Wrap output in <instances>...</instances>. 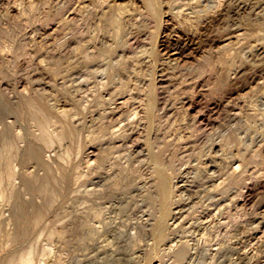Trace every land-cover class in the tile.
Masks as SVG:
<instances>
[{
	"label": "rangeland",
	"instance_id": "obj_1",
	"mask_svg": "<svg viewBox=\"0 0 264 264\" xmlns=\"http://www.w3.org/2000/svg\"><path fill=\"white\" fill-rule=\"evenodd\" d=\"M16 1H20V0H9V1L5 0V2H4V4L7 3L5 5L10 4L9 7L11 10V12H10L11 15H10L9 21H10V23L12 22L11 24L13 26L19 25L17 23L19 20V19H17L18 18L17 17L18 15L16 14L17 12H16V10H13L14 6L20 8L19 2L17 3ZM34 1L37 2V5H34V7L37 6V10H36V7H35V9L33 8L31 10L32 11L31 15L33 17L31 23L34 26H35V24H36V26H38L39 22H38L37 18L43 17L42 15H45L43 13H46L45 9L49 8V6H48L49 3H48V0H46V2L48 3L47 5L44 4L45 0H34ZM79 1H81V0H74V2H76V3ZM214 1L216 3H213ZM255 1L256 0L247 1L249 4L248 8L250 10H252L251 12L249 9H246V10H242L238 14L237 13L234 14L233 16L230 14L229 17L230 16L231 17L229 20V17L227 15L224 14L223 15L224 17H223L220 14L221 13V6H220L221 4L218 2H221V0L220 1L219 0H211L213 5L211 2H209V3H211L210 4L211 9H209L210 11L208 12V14L209 15L212 14L213 16H211V15L208 16V17H210L211 23H209V25L207 27H205V29L202 30V32H204L203 35H206V34L208 35V33L210 32L209 35L216 37L215 38L216 44L214 43L215 45H213V44L212 45H206V46L204 45V47L202 46L203 48L201 47L202 49L198 48V50L196 49V50H192V51L191 50L187 51V53L189 54L187 59L185 60V62L184 61L181 62V64L184 65V63H185L186 65H184V67H183V65H181L183 68L182 67H180V68H182L183 70L188 69L187 71L188 72L191 71L190 73H188L186 70H185L186 73L184 71L182 72L184 74H180L181 72L180 73L178 72L176 77H172L175 80L169 76V74H171V71L165 73L166 77L161 73H158V76H157L158 79H163V81L165 83V84H163V83L159 84V88H160L159 91L164 90V88L168 89V87H170L169 88V90H170L171 88L175 87L174 89L170 90L169 93H168V91L164 92L163 94L165 96L163 94H161L164 97L159 96L162 98V99L160 98V103H159L160 109L162 107H164L165 105L171 106L172 103L179 102L178 100H180L181 98H184L187 103L189 102L188 104H186V108L188 109L189 104L191 105L190 108L187 110V112L189 113L188 116H191L190 118H193L195 116L200 120L201 119H203V121L205 120V122H208L211 120L210 122L212 123V126L214 125L213 126L214 128L212 127V133H214V134H212V136H210L211 140H210V137H209V139L208 138H206V139L210 140V143L213 141L218 143V146H217L218 148H215V150L210 154H208V152L210 151V143H209V141H208V143H206L207 142L206 139L204 140L205 142H202V143H204L205 146L200 143V144H197L198 146L195 145V146H197L196 148H194L195 146L192 147L191 150L190 149H188V150L184 149L185 148V146H184L185 142L183 143V142H179L177 140H176L177 142L174 141L176 139L175 135L176 134L178 135V133L180 132V127L182 126L181 124H183L182 121L179 122L181 120L182 115L181 116L180 115L175 116L176 115L175 111H177L176 109L178 106L175 103V107L172 109L173 113L172 112L168 113V115L170 117L171 116H174V117H171V118L167 117L170 119V120L168 119V122L166 121L167 118L166 119L164 118L165 120L163 121V125L165 123H167V124H165L166 126L164 125V127H163V125H161V127L158 128V130L155 129V130H157L158 133H160V134L162 133L161 135L157 136L158 138L155 136L156 132L155 131L153 132L154 129L150 128V125L148 123H145V124L143 123V125L145 127H143V125L141 124L140 126H137V130H136V128L133 129L134 134H132L131 140L130 139H129L130 141L128 140V143H130V144H128L125 141L126 144H123L121 142L123 145H119L121 143L118 141V142H115L114 144L112 143L114 145V147H113V145H111V143H109V141L106 139L107 135L104 136V134H107L106 132H104V130H100L99 129L100 127L98 125H97V127L94 125H88L85 127L78 128L77 131L75 130L74 133H71L72 137L69 136L70 134L65 136V139H64L65 141L63 140L64 142L62 144L59 145V143H55L56 147L54 145V148L56 150L52 148L49 151H47V155L51 154L53 156V158H50V159L49 158H39L40 157L39 148L42 146L41 145L42 141L40 139L37 140L38 138H34L33 133H36L37 131H36L35 125L32 122L33 119L30 118L31 117V114H29L30 112L27 109H24L20 103H18V105H17L13 101L10 102L9 99L7 100V97H8L7 91L4 90L6 92V94H5V92L0 93V119H3V118L6 119V117L9 116L6 120L15 122V124L13 123V126H11V127L9 126L8 128H6L5 134L3 132V133H0V135L1 134L3 136L7 135L8 137L10 135H12L14 137V136L18 135V133L21 132L22 134H20V136L22 135L21 137L23 139L26 137L24 140L22 138H21V140H19V144L21 146V149L19 151H21V156H20V158H15V160H14V163L17 164V165H14V168L17 167L14 170L16 173L18 172L17 173L18 177L16 178V182L14 181V183H15V185H13L14 187H12V184H14L13 182H12V184L10 183L12 189L10 186H8L9 183L7 184V182H9V181L7 180L6 176L3 180L4 182L0 180V184H1L0 189L2 190V191L0 190V203H2V204H0V214H1L0 217L2 218V219L0 218V264H21V261L28 258L29 256H31V258H32V261H33L32 264H59V263L60 264H103V263L104 264H112V263L114 264L115 262H116L115 264H127V263L128 264H222L221 262L225 259H228L226 261V263L229 261L227 264H231V262H232V264H236V263L240 264V263H238L237 259H235V258L237 257L238 252L245 253V252H242L245 250L252 251V254L254 257L252 255H250L251 257H247L246 260H244L241 264H252V263L253 264H260L262 261H264V246H263L264 245V238H263L264 237V221H263L264 220V187H263L264 186V157H263L264 156V152H263L264 151V145H263V143H264V127H262L264 125V112L262 111L264 109V93H263L264 91H260V90H264V79H263L264 78V75H263L264 74L263 73L264 72V68H263L264 67V62H263L264 54H261L259 51H255V49L257 50V48H256L257 45H259V44L263 45V43H264V14H263L264 13V0H261V1L257 0L256 2ZM25 2H26V0H25ZM27 2H29V0H27ZM138 2H139V4H138ZM176 2H175V0L165 1L166 4H164V7L162 8V10L164 12H166L165 14L162 15L163 19H165V22H164L163 26H160L158 23L159 19L157 18V16L152 14L153 10L146 9L147 7L142 3V0H121L120 1L122 6L123 5H125V6L129 5V7L131 9H135L136 11L141 13V15H140L141 17L139 16L141 19L144 18L142 24L138 25L136 27V29H135L136 31L134 30L136 32L135 34H137V32H138L137 35L140 34V40H141V37L144 36V38L142 37L143 41L141 40V43L138 45L137 50L139 51V53L135 54V56L139 55L140 57H142V59L145 60V58H146V61H148L149 56H150L149 54L151 53V48L155 43H157V41L161 42V40H162L161 43L166 42V44L168 45V43L175 41L182 34V30L185 31L187 29L189 31L191 29L190 31H192V30L195 31L197 27L199 29L201 26H203V23L205 24V20L208 17L206 15H205L206 16L205 17L204 14L207 12H204V10L202 11L203 8H201V7H200L201 9L199 7H196L195 10L197 11V15L200 14V16L202 15L203 18L197 17L198 23L196 22V19H194V21H193L194 23L191 22V24H190V26L193 24L191 27H189L188 24H185L186 29L181 30L180 29L181 24L178 21H176L177 18L171 19L172 12L170 11V8ZM42 3L45 5V7L42 6L43 5ZM4 4H2V6H1L2 9H4L3 7H6ZM34 4H36V3L34 2ZM214 4H218V5H214ZM251 4H252V6H251ZM134 5H135V7H134ZM211 5L214 8H212ZM41 6H42V9H41ZM218 6L220 9L218 8ZM46 7H48V8H46ZM137 7H139L140 10ZM141 7H143L142 10H141ZM215 7H216V9H215ZM231 7L234 9L233 11H235L236 3H232V6H230L229 9H232ZM256 8H257V10H256ZM260 8L262 10H261V14L259 13L260 14L259 15L258 12H260V10H259ZM42 11H45V12L42 13ZM246 12L247 13L249 12L248 15ZM35 13H37V14H35ZM213 13H215V14H213ZM242 13H244V14H242ZM250 13H251V15H250ZM254 13L258 14V15H255ZM33 14L36 15L35 17L37 20L34 19L35 17ZM168 14H170V15H168ZM240 14H242V15L240 16ZM235 15H237V16H235ZM251 16H254V17H251ZM238 17L240 18V20L238 19ZM212 18H213V20H212ZM232 18H235V19H232ZM168 19H170V20L166 22V20H168ZM217 19H218V21H217ZM224 19H225V21H224ZM16 20H17V22H15ZM108 20H109V23L107 24L106 22H108ZM147 20H148V22H151V21L152 22L149 24L147 22ZM257 20H259V21H257ZM139 21H140V19H139ZM229 21H231V22H229ZM238 21H240L239 22L240 24L237 23ZM106 22H105L106 26L109 25V27L106 28L107 31L111 30L110 31L111 33L114 32V30H115L114 24L112 23V21L108 17L106 19ZM145 22H147L149 25ZM225 22L227 25L225 24ZM169 23H171V24H169ZM228 23H229V26H228ZM259 23H261V24H259ZM151 24H152V26H151ZM167 24H168V26H167ZM173 24H174V26H176L175 28H174ZM175 24H177V25H175ZM194 24H196V25H194ZM223 24L225 25V27L226 26L228 27L229 31H228V29L225 30V27ZM240 25H242V27ZM7 26L5 25L3 27H5L6 30H8ZM30 26L31 25L29 24V29L27 28L28 31H31ZM195 26H197V27H195ZM209 26H211V27L209 28ZM48 27H50V28L41 29V31H42L41 33L45 34V35L44 34L43 35H44V37H47L46 38L47 42H48L47 44H50L52 41H54V38H56L54 36H57V34H55L56 33V30H55L56 24L51 23ZM139 27H141V29ZM221 27H223V28H221ZM236 27H237V29H235ZM138 28L140 29V31ZM208 28L211 31H209ZM154 29H156V30H154ZM173 29H174V33H172ZM200 29H202V28H200ZM242 29H244L243 30L244 33H242L243 37L241 36L242 34L240 33V32H242V31H240ZM160 31L163 35L160 34ZM194 31H192V32H194ZM24 32L25 31L21 30V32L19 33L20 35L17 34L18 39H15V41H14L13 39L17 38L15 34H14V36H13L14 38H13L10 36V35H12V34H10V31H6V34H8V35H5V32L3 31L0 34L4 33L3 34L4 36L3 35L0 36V39H2L1 37H3L2 41H4V39L10 38L11 40H13V41L10 40L12 42V43L10 42V45L11 44L13 45L12 49L17 51V52H20L21 51V48H20L21 45L19 44V42H20L19 38L21 37V33L24 34ZM140 32L141 33L143 32V33L141 34ZM164 32H166V33H164ZM236 32H237L238 36L237 35L235 36ZM231 33H232V36H231ZM244 34H245V36H244ZM219 36L222 37V39ZM234 36L237 39H239V38L240 39L237 41ZM229 39L231 42L229 41ZM234 39H235V41H234ZM225 41H227V44L229 45L230 48L227 47L228 45L226 44ZM228 41L230 43H228ZM223 42H225V44ZM254 42H257V43H254ZM221 44L222 45L224 44L225 46L227 45L226 48L224 46L223 49L226 50L227 48H229L230 50L229 49L226 51L224 50L225 51L224 52L223 50H221L223 47ZM220 46H221V49H220ZM246 47L248 48L247 51L245 49ZM217 48H218V50L220 49L219 51H222V52H219L218 50H216ZM210 50H212V51H210ZM208 52L213 53V54L210 53L211 54L210 56L213 57V59H211L212 57L210 58V60H211L210 62H207V60L205 58V57H207L206 54H209ZM65 53H66V51H64V53H62V56L58 57L60 59L55 58L56 61L53 64L55 67L52 65V68H54V69L56 68L59 70L60 68L63 69L66 66L65 63H67L66 60H68L67 59L68 56L64 55ZM112 53H113V50H112ZM237 53H238V55H237ZM256 53H258V54H256ZM144 54H146L145 56H147V57H145ZM213 55H215V56H213ZM225 55L227 57L228 56L229 57L226 58ZM233 55H234V57H233ZM63 56H64V58H63ZM261 57H263V59ZM259 58H261L260 60H262V61H259ZM17 59L16 60L14 59L15 61L11 60L12 62L10 61V63L8 62L7 64L5 62V64L3 65V73H6L3 75L7 79L11 78L10 73H12V72L10 70H12V68L14 66L13 63L14 62L18 63L20 60H22V58H17ZM219 60H221V61H219ZM258 61L260 62V64ZM242 62L244 63L243 65H242ZM256 62H258V63H256ZM261 62H262V64H261ZM220 64H221V66H220ZM239 64H240V66H239ZM257 64H259V65H257ZM218 65L220 67H218ZM59 66H61V67H59ZM236 66L237 67L239 66L240 69L237 68ZM9 67H11V68H9ZM215 67H216V69H215ZM242 67H244V68H242ZM256 67H257V69H256ZM225 68H228V69H225ZM144 69L146 71H144ZM244 69H246V70H244ZM252 69H256L257 72L256 71L254 72V70H252ZM225 70H227V71H225ZM234 70H236V71L238 70L239 72L238 71L236 72ZM261 70H262V72H260ZM143 71L146 73L144 74ZM240 71L243 72V73L241 72V75H239ZM252 72H254L255 74H252ZM141 73H142V77H143L142 81L144 82V80H145L144 85L147 86V87H145L146 89L143 86V89L145 91L146 90L147 91L146 92L142 91L141 97L139 96V98H141V99L144 98L143 103H147V104L152 103L154 101V98L152 96L153 94L150 93V88H149L150 85H153V80H154L152 77V72L150 69L148 70L146 68V66H144ZM247 73L250 75H248ZM143 74H144V76H143ZM186 74H188V75H186ZM159 75L164 77V78L159 77ZM181 75L182 76L185 75V76L182 77ZM238 75L240 76L241 79L239 78ZM247 75H248V78H247ZM251 76H256V78L258 77L259 79H255V81H254L253 79H251ZM227 77L230 79H227ZM234 77H235V80H234ZM243 77L245 78V80ZM169 80L170 81L173 80V81L170 82ZM246 80L250 84L249 83L247 84ZM249 80L250 81L253 80V81L250 82ZM168 81H169V84H168ZM261 82L263 83L262 86H261V84H259ZM166 83L168 85H166ZM171 83H173V86L170 85ZM195 84H197V85H195ZM245 84H247V85L245 86ZM142 85L143 84H141V86ZM164 85H165V87H164ZM178 85L181 86L180 87L181 89H179ZM242 85H244V86H242ZM176 86H177V88H176ZM22 87H23V85H22ZM162 87H164V88L162 89ZM191 91H193V92H191ZM225 91H226V93H224ZM59 92H60V94H58ZM174 92H176V93L174 94ZM190 92L192 93V96L190 95L191 94ZM52 94H55L53 96H55V97L57 96L56 98L59 97L58 99H60V100L57 103L63 104L65 102L66 97H64L65 91L63 89H56V91L54 90L52 92ZM171 94L173 96L177 95V97L174 96L177 99V101L173 100L172 97H170V96H172ZM184 94H186V95L189 94V95L185 96ZM225 95H227L226 100H228V99L229 100L228 101L225 100V102L222 103L223 105L215 106V104H212L215 100H218L219 98H221ZM55 97H54V99H56ZM125 97L127 98V95H125ZM231 97H232V99H231ZM165 98L168 100H166ZM211 98H213V101ZM5 99H6V101H5ZM58 99H56V100L58 101ZM61 99H62V101H61ZM63 99H65V100H63ZM124 99L125 98L119 99L118 103L122 102ZM169 100L175 101V102H170ZM238 104H239V106H237ZM229 105H231V106H229ZM247 105H249V106H247ZM221 106H223V107H221ZM229 107H231L230 109L234 108V111H235V109L237 111L240 110L239 112L241 114H245L243 116L241 115V117H240V119H242V121L239 120V122H236V124H235V122H233V124L227 122V116H225V115H228V113H229L228 108ZM240 107H241V109H239ZM245 107H247V108H245ZM221 109H222V111H221ZM243 109L244 110L247 109V110L243 111ZM209 110H210V113H209ZM212 110H214V111H212ZM241 110L243 113L241 112ZM211 111H212V115H211ZM213 112H215V113H213ZM220 112H223V114H221ZM209 114L212 117H210ZM142 115H143V113H142ZM172 118H173V120H172ZM15 119H17V120H15ZM62 120L65 122L67 121L66 119H62ZM169 122H170V124H172V123L173 124L170 125ZM178 122H179V124H177ZM262 123H263V125H262ZM256 124L257 125L261 124V125L257 126ZM30 125H32V126H30ZM167 125H169V126H167ZM177 125L178 126L180 125V126L178 127ZM174 126H176V127H174ZM18 127H20L21 130ZM32 127H33V129H31ZM90 127H92V128H90ZM173 128H175L174 131H173ZM176 128L178 129V131H175V130H177ZM182 129H183V127H181V131H183ZM14 130L15 131L17 130V132L19 130V132L17 133ZM166 130H167V133H166ZM247 130H250V131H247ZM159 131H161V132H159ZM174 132H175V134H174ZM8 134H10V135H8ZM3 136L0 137V153H1L2 149H4V143H3L4 137ZM12 136H11V138H12ZM93 136H95L94 140H93V138L90 139V137H93ZM138 137H139V139H138ZM78 138H80V139H78ZM95 138H97V139H95ZM28 139H30V140H28ZM219 139H221V141H219ZM80 140L83 142H81ZM133 140H135V141H133ZM21 141L23 142L24 145L21 143ZM104 143L108 146H106ZM65 144H67V146H65ZM115 144H117L116 145V146H118L117 148H116ZM127 144H128V146H127ZM135 144H137L136 148L139 151V154L135 153L132 156L133 158H127V156L124 155L125 152H127V151L130 152L129 150L132 148V146L134 147ZM178 144L180 147L178 146ZM78 145H80V146H78ZM206 145H209V147ZM60 146L62 148H60ZM168 146H170V147H168ZM174 146H176V147H174ZM221 146L222 147L225 146V147L222 148ZM259 146L260 147L262 146L261 147L262 149ZM63 147L66 150H64ZM66 147H68V148H66ZM79 147H80V153L78 154L77 149H79ZM111 148H113V149H111ZM202 148H204V149H202ZM259 148L261 151L259 150ZM67 149L69 152L71 151L70 152L71 157H69L67 155V153H68V152H66ZM101 149L106 150V151L103 152ZM173 149H174V151H173ZM193 149H194V151H193ZM107 150L109 153L107 152ZM258 150L261 153H259ZM53 151L55 152L54 154H53ZM112 151H113V153H112ZM59 152H61L60 153L61 155L59 154ZM199 152H201V153H199ZM206 152H207V155H206ZM77 154H78V156H76ZM87 154H90V155L88 156ZM149 154H151V155H149ZM173 154H175V155H173ZM204 154H205V157H204ZM222 154H224V155H222ZM47 155H46V157H47ZM123 155L125 158L122 157ZM198 155H200V157ZM2 156L4 158H1ZM34 156H37V157L34 158ZM58 156H59V158H58ZM66 156H68L70 158L71 162L69 161L68 157H66ZM185 156H187V157H185ZM228 156L229 157L231 156V157L227 159L226 157H228ZM98 157H99V159H98ZM180 157H182V158H180ZM146 158H147V160H146ZM183 158H184V160H181ZM214 158L217 160H215ZM46 159L49 161V163L47 165L48 167L46 166V164L44 162ZM165 159L167 161H165ZM6 160L8 162V159L5 158V155L3 152L2 155L0 156V169L1 170L3 169L2 171L7 170V168H8V166L7 167L5 166V164L6 165L8 164L7 162L5 163ZM106 160H107V162H106ZM202 160H205V161L203 162ZM120 161H122V162H120ZM201 162H202V164H200ZM211 162H213V163H211ZM228 162H230V163H228ZM237 162L240 163L241 165L243 164V166H240V168L238 169L239 172L234 171V168H233V167L240 165ZM79 163H81V164H79ZM203 164L206 166H204ZM220 164H223V165H220ZM100 165H101V167H100ZM155 165L164 167L167 170V176H163L164 175L163 172L159 171L158 167ZM207 166H210L212 168L211 171L215 172V176L219 175L218 177L216 176L217 178H214L213 181H209V179H208V175L211 171L209 173H206L203 171V169H206ZM20 167H21V169H20ZM27 167H30L31 170L32 169H34L35 171L37 170L36 172H39V173H35L34 170H32V172H31V170H29L30 168L28 169ZM200 167L202 168V170H200L201 169ZM222 167H224V168H222ZM24 168H25V170H24ZM94 168L96 169V171ZM136 168H137V170H136ZM140 168H141V170H140ZM144 168L147 170V172ZM220 168L223 169L224 172ZM253 168H254V170H253ZM240 169H242V170H240ZM193 170H195V171L193 172ZM216 170L218 172H220V174L219 173L217 174ZM25 171L26 172L28 171L29 173L30 172L33 173L36 176L35 177L36 180L34 179V175L32 177V174H30V176L32 177L31 178L30 176H27L29 173L27 172L28 173L27 174ZM89 171H91V172H89ZM110 171H112V172H110ZM84 172H86V173L84 174ZM235 172L239 175H236ZM74 173H77V174H74ZM78 173H80V174H78ZM127 173H129V175ZM199 173H201V174H199ZM228 173H231L232 176H231V174H228ZM25 174H27V175H25ZM89 174H91V175H89ZM198 174H199V177H198ZM80 175H81V178H80ZM85 175L87 176V178L85 177ZM116 175L119 178H117ZM43 176L44 177L46 176V177L44 178ZM77 176H78L79 180L77 179ZM194 176L196 178H193ZM248 176H250V177H248ZM181 177L182 178L184 177V180H186L185 182L188 185L187 186L188 189H189V187L191 188L190 191H192V192H190L189 190L186 191V192H190V194L186 193V192L178 191L177 188H175V186H174L175 182L174 181H180V179L182 180ZM54 178H55V180H53ZM107 178H108V182H107ZM190 178H192V180H194V179L197 180V181L194 180L196 183L194 181H192ZM199 179L202 182L199 181ZM224 179H225V181H224ZM109 180H111V181H109ZM129 180H131V181H129ZM171 180L172 181L174 180L173 183H171ZM190 180L192 181V183ZM5 181H7L6 184H5ZM118 182H119V184H117ZM129 182H132V183H129ZM240 182H241V185H240ZM45 183L47 184L49 191H41L39 189V186H41V184H45ZM90 183H91V185H90ZM193 183H195V184H193ZM94 184H96V185H94ZM116 184L118 187H116ZM131 184L133 187L131 186ZM142 184H143V186H141ZM145 184H147V185H145ZM197 184H199L200 186ZM210 184H211V188L209 186ZM215 184L217 186V187L215 186L217 189L214 187ZM171 185L173 186V189H174L173 190L174 204L172 205V207L176 208L177 204L179 202L183 203V204H185V203L187 204V207H186L187 209L184 212V216L185 215L186 216H185L184 220L181 221V224H179L175 228H174V226L172 227V225H171L172 219H170V221H168V222H166V220L164 222L161 220L162 218L169 219L172 217L167 212V206H166L167 205V200H166L167 194H165L166 189H168V187H170ZM193 185H194V187H195V185L197 187H195L193 189L192 188ZM81 186H82V188H81ZM205 186L207 188H205ZM88 187H90V188H88ZM110 187H113V188L110 189ZM124 187H125V189H124ZM141 187L143 189H141ZM233 187H234V189H233ZM92 188L94 189L93 190L94 192L92 191ZM117 188H118V190H117ZM51 189H52V191H50ZM89 189H91L90 190L91 192L89 191ZM201 189H202V191H201ZM3 190H4V192H3ZM96 190H98V192ZM149 190H151V191H149ZM81 191H82V193H81ZM194 191H195V193H194ZM10 192H11V194H10ZM85 192L88 194H86ZM94 193H96L97 195ZM113 193L116 195H114ZM132 193L134 196L131 195ZM1 194H3V195H1ZM122 194L124 195V197ZM179 194L182 196L184 195V196L182 197ZM239 194H240V196H238ZM12 195H13V197H12ZM117 196H118V198H117ZM192 196H193V199L190 198ZM1 197L3 200L1 199ZM9 197H12V198H9ZM105 197H107V198H105ZM126 197H128V198L126 199ZM188 197H189V200L190 199L193 200V202L191 204L197 203L194 207H193L194 204L188 205L189 200H186ZM201 197H202V199H201ZM76 198L78 200H76ZM123 198H124V200H123ZM79 200L80 201L82 200V201L80 202ZM217 200H220V202H225V203L230 202L229 204L231 207L225 215L226 218H223V219L219 218V221L215 220V222H218L221 224L224 223L222 227L219 228L217 226L218 223L216 224L213 220L209 223V225H205V232L209 231V233H211V234H208L205 236V237L209 238V239L207 238V241H205L207 244V248L210 249V251H213L215 248H217L219 246V244L221 242L225 241V243L227 245L232 244L231 246H233V247L235 246L236 251L233 250V248L228 247V249H226L224 252L221 253V255L223 254L222 256H217V259H213L212 256L206 255L205 260H204V258H201V257H203L202 256L203 253L201 251H193L192 250L189 253L190 256L187 255L186 252H182V253L174 252L171 246L172 245H173V247L175 246V243H174L175 241H171V239H180V237H182V236H183V239H186V236H188L189 240H190L191 239L190 233H191V230H193V228L191 227L192 228L191 229L189 227L191 225H193V227L195 225V228H196V226H197V228L203 227V226H201L200 221H199V220H201L199 218L200 213L202 212V210L204 211V208L205 209L207 208L208 204L214 203ZM83 201H85V202H83ZM88 201H89V203H86ZM122 201L124 202V204ZM197 201H200V203H198ZM125 202H126V204H125ZM47 203L50 205H48ZM74 203H76V205ZM94 204H97V205H94ZM136 204H137V207H136ZM122 206H124V207H122ZM88 207H89V210H88ZM91 207H93V209ZM83 208H85V209H83ZM98 208H100V209H98ZM80 209H81V211H80ZM130 209H131V211H130ZM251 209H253V211ZM86 210H87V212H86ZM99 210H101L102 212ZM175 210H173V214H174ZM127 211H128V213H127ZM251 211H252V213H251ZM2 212H5L4 215ZM39 212L41 214H39ZM94 212L95 213L97 212V213L95 214ZM118 213H119V215H118ZM57 214L58 215L61 214V215L57 216ZM114 216H116L115 219H114ZM88 217L91 220L90 219L88 220ZM98 217L101 218L100 221H99ZM7 218L8 219L10 218L9 219L10 221ZM234 218H235V220H234ZM49 219L52 221H49ZM103 219H105V220H103ZM120 219H121V221H120ZM256 219H257V221H256ZM68 220H70V221H68ZM145 220H147V221L145 222ZM222 220H225V222H223ZM259 220H260V222H259ZM8 221H9V223H7ZM66 221H68V222H66ZM124 221H126V222H124ZM111 222H114V223H111ZM198 222H199V224H198ZM6 223L8 225H6ZM98 223H100L101 226ZM56 225H58V227ZM63 225H65V226H63ZM73 226H75V227H73ZM212 226H214V227H212ZM59 228H60V230H59ZM75 228H76V230H75ZM81 228L83 229V231ZM236 228L239 231H237ZM85 229L89 232H86ZM219 229H220V231H219ZM55 230L58 232V234L55 233L56 232ZM111 230H114V231H111ZM223 230H224V233L223 232L221 233V231H223ZM8 232H10V234ZM103 232L106 235H104ZM113 232H115V233H113ZM117 232H118V234H117ZM131 232L134 234H132ZM145 232H148V233H145ZM135 234H137V235H135ZM52 236L55 239H53ZM72 236H74V237H72ZM83 237L85 239H83ZM136 237H137V239H136ZM258 237L260 239L262 238V240L257 239ZM98 238H99V240H98ZM72 239H74V240H72ZM79 239H80V241H78ZM140 239H141V241H140ZM228 239H229V241H228ZM75 240H77V241H75ZM89 241H91V242H89ZM102 241H103V243H102ZM104 241H105V243H104ZM109 241H110V243H108ZM135 241H136V243H135ZM260 241H263V243L260 244L259 243ZM83 243H85V244H83ZM110 244H112V246ZM216 244H217V246H216ZM236 245H238L237 248H236ZM132 246H134L135 249ZM114 247H115V249H114ZM98 249H100V250H98ZM191 254H192V256H191ZM200 254H201V257H199ZM224 255L227 257H224ZM220 258H221V260H220ZM101 259H103V260H101ZM202 259H203V261H202ZM206 259H208V260L206 261ZM61 260H62V262H61ZM233 260H235V261L233 262Z\"/></svg>",
	"mask_w": 264,
	"mask_h": 264
},
{
	"label": "bare ground",
	"instance_id": "obj_2",
	"mask_svg": "<svg viewBox=\"0 0 264 264\" xmlns=\"http://www.w3.org/2000/svg\"><path fill=\"white\" fill-rule=\"evenodd\" d=\"M9 1V0H7ZM121 0H81L79 2H74V0H48V3L46 2L45 0V3L44 4H48L49 8L48 9H45V5L43 4L42 6H44L43 8L46 10V13H43L45 11H42L43 14L45 15H42L43 17H40V18H37L38 19V22H39V25L35 26L32 25V9L36 7V10H37V6L34 7V5H37V2L34 1V0H29V2H25V0H20V1H16L17 3L19 2V6L20 8L18 7H13V10H16V14L18 15L17 20L15 22H17L19 25L17 26H13L9 19H10V7L9 5H5L7 3L4 4L5 0H0V33H2L3 31L5 32V35H8L6 34V31H10V35L11 37L14 36V34L16 35L17 37V34H19L21 32V30L25 31L24 34L21 33V37L19 38L20 39V42L19 44L21 45V51L20 52H17L15 50L12 49V44L10 45V42L11 41H15V39H18L17 38H14L13 40H11L10 38H6L7 39H4L3 40V37H1L2 39H0V93L2 92H5L7 91L8 93V97H7V100L9 99V101H13L15 104L18 105V103H20L24 109H27L31 114V119L33 124L35 125L36 127V133H33L34 134V138H38L37 140H41L42 141V146L39 148L40 150V157L39 158H53V156L50 154V155H47V151H49L50 149H55L54 148V145L55 143H59L62 144L65 140V136L69 135L72 137L71 133H74V131L80 127H85V126H88V125H94L97 127V125L100 127H98L100 130H104V132H106L107 134H104L107 135V140L109 141V143H111V145H113L115 142H122L123 144H126V142L128 143V140L130 139L131 140V136L132 134H134L133 132V129L136 128L137 130V126H140L141 124L143 125V123H148L150 125V128L154 129L153 132L155 131L156 134L155 136L157 137L158 135H161L160 133L157 132L158 128L161 127V125H163V121L167 118V117H170L168 115V113L172 112V109L175 107V103L178 105L177 106V111H175V116H181V120L179 122L182 121L183 124H181L183 127V131H181V127H180V132L178 133V135L176 136L175 135V140L174 141H179V142H185L184 146H185V150H188L192 147H194L195 145L197 144H203L202 142H205L204 140L206 138L209 139L210 136H212V123L210 121L208 122H205V120L203 121V119H198L197 117H193V118H190L191 116H188L189 113L187 112V110L190 108V104H189V107L188 109L186 108V104H188L186 102V100L184 98H181L180 100H178L179 102H175V101H171L169 100L170 102H175V103H172L171 106H164L162 107L161 109L159 108V103H160V98L159 96H162L161 94H163L164 92H167L169 93L170 90L174 89V88H171L169 90L170 87L167 88H164L162 87V89L164 88V90L162 91H159V84L164 83L163 79H158V73H161L165 76V73L166 72H169L171 71V74H169V76L172 78V77H176L178 72L180 74H184L182 73L183 71L185 72V70H183L182 68L184 67V65H186L184 63L181 64V62H185V60L187 59L188 57V53L187 51H192V50H198V48H201L202 46L204 47V45H215V41H216V37H213L212 35H209L210 32L208 33V35H203L204 32H202V30L205 29V27H207L209 25V23H211L210 21V17L208 16H213L212 14H208V12L210 11L209 9L210 8V4L212 3L211 0H175V4H173V6H171L170 8V11L172 12V16H171V19H174V18H177L176 21H178L180 24H181V30L182 29H186V25L185 24H188L189 27L191 22L194 23V19H196V22L198 23L197 21V17H202V15L200 16V14L197 15V11L195 10L196 7H201L203 8L202 11L204 10V12H207L204 14V16L206 15L208 18H206L205 20V24L203 23V26H201L200 28L202 29H198L197 27L196 30H192V31H188L187 29L185 31L182 30V34L175 40V41H172L170 43H168V45L165 43H161L159 41H157V43H153L154 45L152 46L151 48V53L149 54V59L148 61H146V58L145 60L142 59V57H140L139 55L135 56V54L139 53V51L137 50L138 49V45L141 43V40H142V37L144 38V36L141 37V40H140V34H135L136 32V27L138 25H141L142 22H143V19H141L140 15L141 13L136 11L135 9H131L129 7V5H123L120 3ZM165 1H171V0H142V3L147 7L146 9H150V10H153L152 11V14L157 16V18L159 19V25L160 26H163L164 25V22H165V19H163L162 15L165 14L166 12H164L162 10V8L164 7V4ZM220 1V0H219ZM249 0H221V2H218L220 3L221 5V15L223 16L224 14L227 15L229 17V15L231 14L232 16L234 14H238L239 12H241L242 10H246V9H249V4L248 2ZM257 1V0H256ZM255 1V2H256ZM261 1V0H260ZM34 2L36 4H34ZM44 2V1H43ZM211 2V3H209ZM29 3V4H28ZM213 3H216L215 1ZM212 3V5H213ZM232 3H236V9L235 11H233L234 9H229L230 6H232ZM2 4H4L6 7H3L4 9H2ZM139 4V2H138ZM169 4V3H168ZM254 4V3H253ZM12 5V4H11ZM40 5V4H39ZM172 5V4H171ZM211 5V7H212ZM214 5H218V4H214ZM255 5V4H254ZM42 6H41V9H42ZM128 6V7H127ZM132 6V5H131ZM139 6V5H138ZM141 6V5H140ZM252 6V4H251ZM256 6V5H255ZM135 7V5H134ZM254 7V6H253ZM257 7V6H256ZM139 8V7H137ZM143 7H141V10H142ZM159 8V9H158ZM161 8V9H160ZM166 8V7H165ZM200 8V9H201ZM214 8V7H212ZM219 8V6H218ZM217 8V9H218ZM177 9V10H176ZM216 9V7H215ZM220 9V8H219ZM35 10V11H36ZM140 10V8H139ZM250 10V9H249ZM248 10V11H249ZM255 10V9H254ZM257 10V8H256ZM260 12H258V14L260 13L261 14V8L259 9ZM34 11V10H33ZM252 10H250L251 12ZM213 12V11H212ZM215 12V11H214ZM145 13V12H144ZM219 13V12H218ZM233 13V14H232ZM247 13V12H246ZM245 13V14H246ZM249 13V12H248ZM247 13V15H248ZM253 13V12H252ZM257 13V12H256ZM37 14V13H35ZM39 14V13H38ZM215 14V13H213ZM244 14V13H242ZM240 14V16L242 15ZM255 14V13H254ZM253 14V15H254ZM258 14H255V15H258ZM259 14V15H260ZM264 14V13H263ZM34 15V14H33ZM143 15V14H142ZM145 15V14H144ZM147 15V14H146ZM170 15V14H168ZM197 15V16H196ZM251 15V13H250ZM249 15V16H250ZM36 15H34L35 17ZM140 16V17H139ZM205 16V17H206ZM237 16V15H235ZM107 17L112 21V23L114 24V32H110V31H107L106 28L109 27L106 26L105 22H106V19ZM224 17V16H223ZM222 17V18H223ZM231 17V16H230ZM230 17H229V20H230ZM251 17H254V16H251ZM250 17V18H251ZM203 18V17H202ZM226 18V17H225ZM261 18V17H260ZM36 19V17L34 18ZM36 19V20H37ZM140 19V21H139ZM232 19H235V18H232ZM237 19V18H236ZM238 19L240 20V18L238 17ZM248 19V18H247ZM252 19V18H251ZM255 19V18H254ZM253 19V20H254ZM258 19V18H257ZM262 19V18H261ZM146 20V19H145ZM170 19L166 20L169 21ZM213 20V18H212ZM216 20V19H215ZM221 20V19H220ZM223 20V19H222ZM227 20V19H226ZM256 20V19H255ZM201 21V20H200ZM218 21V19H217ZM225 21V19H224ZM228 21V20H227ZM226 21V22H227ZM237 21V20H236ZM252 21V20H251ZM259 21V20H257ZM37 22V21H36ZM35 22V23H36ZM148 22V20H147ZM145 22V23H147ZM152 22V21H151ZM151 22H148L149 24ZM195 22V23H196ZM203 22V21H202ZM214 22V21H213ZM212 22V23H213ZM221 22V21H220ZM225 22V24H226ZM231 22V21H229ZM233 22V21H232ZM240 21H238L237 23H239ZM256 22V21H255ZM51 23L53 24H56V33L57 36H54L56 38H54V41H52L50 44H47V37H44V33H41V29H45V28H50L48 27ZM107 24L109 23V20L108 22H106ZM147 23V24H148ZM173 23V22H172ZM183 23V24H182ZM219 23V22H218ZM29 24L31 25L30 26V30L31 31H28L29 29ZM38 24V23H37ZM148 24V25H149ZM166 24V23H165ZM171 24V23H169ZM201 24V23H200ZM214 24V23H213ZM220 24V23H219ZM232 24V23H231ZM240 24V23H239ZM238 24V25H239ZM261 24V23H259ZM263 24V23H262ZM7 26V29L3 26ZM177 25V24H175ZM179 25V24H178ZM196 25V24H194ZM198 25V24H197ZM202 25V24H201ZM211 25V24H210ZM224 25V24H223ZM222 25V26H223ZM227 25V24H226ZM152 26V24H151ZM168 26V24H167ZM174 26V24H173ZM187 26V27H188ZM212 26V25H211ZM209 26V28L211 27ZM228 26H229V23H228ZM242 27V25H240ZM10 27V28H9ZM176 26H174L175 28ZM194 27V26H193ZM225 27V25H224ZM227 27V26H226ZM225 27V30L228 29V27L226 28ZM232 27V26H231ZM28 28V29H27ZM52 28V27H51ZM141 29V27H139ZM138 28V29H139ZM163 28V27H162ZM165 28V27H164ZM170 28V27H169ZM208 28V30H209ZM223 28V27H221ZM233 28V27H232ZM5 29V30H4ZM137 29V30H138ZM139 29V31H140ZM151 29V28H150ZM189 29V28H188ZM195 29V28H194ZM234 29V28H233ZM237 29V27L235 28ZM54 30V31H55ZM135 30V31H134ZM156 30V29H154ZM244 29L240 30L242 32H240L241 34L244 33L243 32ZM163 31V30H162ZM211 31V30H209ZM224 31V30H223ZM229 31V29H228ZM144 32V31H143ZM142 32V33H143ZM207 32V31H206ZM205 32V33H206ZM214 32V31H213ZM216 32V31H215ZM233 32V31H232ZM235 32V31H234ZM9 33V32H8ZM141 33V32H140ZM141 33V34H142ZM166 33V32H164ZM174 33V29H173V32ZM171 33V34H172ZM230 33V32H229ZM239 33V34H240ZM4 34V33H3ZM3 34H0V36H2ZM44 34V35H43ZM54 34V35H55ZM145 34V33H144ZM160 34L161 31H160ZM20 35V34H19ZM146 35V34H145ZM148 35V34H147ZM163 35V34H162ZM165 35V34H164ZM170 35V34H169ZM214 35V34H213ZM225 35V34H224ZM223 35V36H224ZM229 35V34H228ZM227 35V36H228ZM238 36L237 32L235 34V36ZM4 36V35H3ZM9 36V37H10ZM153 36V35H152ZM151 36V37H152ZM173 36V35H172ZM231 36H232V33H231ZM234 36V37H235ZM243 37V34L241 35ZM240 36V37H241ZM245 36V34H244ZM170 37V36H169ZM220 37V36H219ZM218 37V38H219ZM263 37V36H262ZM150 38V37H149ZM222 39V37H220ZM219 38V39H220ZM232 38V37H231ZM236 38V37H235ZM239 38V37H238ZM164 39V38H163ZM169 39V38H168ZM227 39V38H226ZM240 39V38H239ZM239 39L236 38V40L238 41ZM11 40V41H10ZM143 41V40H142ZM151 41V40H150ZM164 41V40H163ZM230 41V39H229ZM228 41V43H230ZM233 41V40H232ZM235 41V39H234ZM226 44H227V41H225ZM225 42H223L225 44ZM12 43V42H11ZM215 43V44H214ZM222 43V42H221ZM234 43V42H233ZM251 43V42H250ZM254 43H257V42H254ZM263 43V42H262ZM219 44V43H218ZM222 45V49H221V46H220V49L221 50H225L223 49L225 45ZM232 44V43H231ZM230 44V45H231ZM237 44V43H236ZM235 44V45H236ZM253 44V43H252ZM17 45V44H16ZM228 45V44H227ZM226 45V46H227ZM238 45V44H237ZM264 45V43H263ZM263 45H257V50L255 49V51H259L261 54H264V46ZM225 46V48H226ZM251 46V45H250ZM19 47V46H18ZM24 47V48H23ZM202 47V48H203ZM209 47V46H208ZM229 47V45L227 46ZM232 47V46H231ZM254 47V46H253ZM201 48V49H202ZM206 48V47H205ZM210 48V47H209ZM219 48V47H218ZM218 48L216 50H218ZM230 48V47H229ZM229 48H227L226 50H228ZM207 49V48H206ZM212 49V48H211ZM219 49V50H220ZM232 49V48H231ZM244 49V48H243ZM246 51H247V47L245 48ZM112 50H113V53H112ZM205 50V49H204ZM218 50V51H219ZM225 50V51H226ZM230 50V49H229ZM253 50V49H252ZM64 51H66V53L64 55H67V59L65 63V67L63 69H54L52 68V65L55 63V58H58L60 56H62V53H64ZM212 51V50H210ZM214 51V50H213ZM224 51V52H225ZM245 51V50H244ZM111 52V53H110ZM206 52V51H205ZM216 52V51H215ZM214 52V53H215ZM219 52H222V51H219ZM223 52V53H224ZM253 52V51H252ZM194 53V52H193ZM209 54H206L207 57L206 60L207 62H210V58L212 56H210L212 52H208ZM251 53V52H250ZM132 54V55H131ZM143 54V53H142ZM213 54V53H212ZM217 54V53H216ZM215 54V55H216ZM219 54V53H218ZM227 54V53H226ZM253 54V53H252ZM255 54V53H254ZM258 54V53H256ZM146 54H144L145 56ZM213 55V56H215ZM235 55V54H234ZM233 55V57H234ZM238 55V53H237ZM260 55V54H259ZM191 56V55H190ZM217 56V55H216ZM226 56V55H225ZM236 56V55H235ZM244 56V55H243ZM22 58V60H20L18 63H13L14 66L12 68V70H10L12 73H10V76L11 78L10 79H7L3 74H6V73H3V65L6 64L11 60H16L17 58ZM147 57V56H145ZM218 57V56H217ZM229 57V56H228ZM226 56V58H228ZM255 57V56H254ZM64 58V56H63ZM62 58V59H63ZM66 58V57H65ZM220 58V57H219ZM263 59V57H261ZM261 58H259V61H262L260 60ZM60 59V58H58ZM213 59V57L211 58ZM14 60V61H15ZM18 60V59H17ZM61 61V60H60ZM221 61V60H219ZM258 61V62H259ZM12 62V61H11ZM228 62V61H227ZM236 62V61H235ZM256 62V63H258ZM264 62V60H263ZM63 63V62H62ZM231 63V62H230ZM234 63V62H233ZM219 64V63H218ZM244 63L242 62V65ZM260 64V62H259ZM257 64V65H259ZM262 64V62H261ZM63 65V64H62ZM61 65V66H62ZM183 65V67L181 66ZM252 65V64H251ZM10 66V65H9ZM54 66V65H53ZM59 66V67H61ZM144 66H146V68L149 70H151L152 72V77H153V85H150V93L153 94V98H154V101L152 103H143V99L139 98V96L141 97V92L142 91H145L143 89V86L144 88L147 87L144 85V82L142 81L143 80V77H142V73L141 71L143 70ZM221 66V64H220ZM218 65V67H220ZM224 66V65H223ZM229 66V65H228ZM240 66V64H239ZM237 67L240 69V67ZM256 66V65H255ZM2 67V68H1ZM55 67V66H54ZM182 67V68H180ZM217 67V66H216ZM215 67V69H216ZM227 67V66H226ZM245 67V66H244ZM242 67V68H244ZM261 67V66H260ZM11 68V67H9ZM229 68V67H228ZM228 68H225V69H228ZM234 68V67H233ZM254 68V67H253ZM264 68V67H263ZM257 69V67H256ZM256 69H252L254 70V72L256 71ZM188 70V69H187ZM186 70V71H187ZM221 70V69H220ZM233 70V69H232ZM246 70V69H244ZM260 70V69H259ZM144 71H146L144 69ZM143 73L145 74L146 72ZM224 71V70H223ZM227 71V70H225ZM231 71V70H230ZM229 71V72H230ZM236 71V70H234ZM238 71V70H237ZM236 71V72H237ZM243 71V70H242ZM240 71V74L241 75V72ZM251 71V70H250ZM188 72V71H187ZM191 71H189L188 73H190ZM239 72V71H238ZM254 72H252V74H255ZM257 72V71H256ZM262 72V70L260 71ZM186 73V72H185ZM224 73V72H223ZM226 73V72H225ZM228 73V72H227ZM231 73V72H230ZM235 73V72H234ZM243 73V72H242ZM245 73V72H244ZM250 73V72H249ZM264 73V72H263ZM143 74V76H144ZM232 74V73H231ZM248 74V73H247ZM188 75V74H186ZM230 75V74H229ZM238 75V76H239ZM243 75V74H242ZM250 75V74H248ZM248 75H247V78H248ZM264 75V74H263ZM180 76V75H179ZM178 76V77H179ZM182 76V75H181ZM185 76V75H183ZM182 76V77H183ZM227 76V75H226ZM231 76V75H230ZM237 76V77H238ZM244 76V75H243ZM159 77H162L159 75ZM166 77V76H165ZM233 77V76H232ZM236 77V76H235ZM235 77H234V80H235ZM250 77V76H249ZM141 78V79H140ZM164 78V77H162ZM240 78V76H239ZM244 78V77H243ZM174 79V78H172ZM227 79H230L227 77ZM238 79V78H237ZM241 79V78H240ZM251 79H253L255 81V79H259L258 77L256 78V76H251ZM264 79V78H263ZM175 80V79H174ZM245 80V78H244ZM243 80V81H244ZM252 80V81H253ZM148 81V80H147ZM170 81V80H169ZM169 81H168V84H169ZM173 80H171L170 82H172ZM183 81V80H182ZM250 81V80H249ZM250 81V82H252ZM133 82V83H132ZM185 82V81H184ZM227 82V81H226ZM237 82V81H236ZM242 82V81H241ZM259 82V81H258ZM229 83V82H228ZM238 83V82H237ZM236 83V84H237ZM245 83V82H244ZM243 83V84H244ZM246 83L248 84L249 82H247L246 80ZM141 84H143L141 86ZM166 83V85H168ZM182 84V83H181ZM245 84V86L247 85ZM250 84V83H249ZM261 84V86L263 85V83H259ZM23 85V87H22ZM170 85L173 86V83H171ZM169 85V86H170ZM194 85V84H193ZM197 85V84H195ZM240 85V84H239ZM179 86V85H178ZM241 86V85H240ZM244 86V85H242ZM260 86V85H259ZM260 86V87H261ZM167 87V86H166ZM181 86H179V89ZM194 87V86H193ZM177 88V86H176ZM192 88V87H191ZM222 88V87H221ZM262 88V87H261ZM260 88V89H261ZM56 89H63L65 91V96L66 97L65 99V102L63 104H60V103H57L59 102L60 99L56 98L55 94H52V92ZM146 89V88H145ZM166 89V90H165ZM193 89V88H192ZM191 89V90H192ZM236 89V88H235ZM5 90V91H4ZM221 90V89H220ZM229 90V89H228ZM233 90V89H232ZM147 91V90H146ZM145 91V92H146ZM181 91V90H180ZM187 91V90H186ZM224 91V90H223ZM222 91V92H223ZM231 91V90H230ZM260 91H264V90H260ZM193 92V91H191ZM190 92V93H191ZM195 92V91H194ZM221 92V91H220ZM232 92V91H231ZM176 92H174L175 94ZM181 93V92H180ZM179 93V94H180ZM226 93V91L224 92ZM264 93V92H263ZM262 93V94H263ZM6 94V92H5ZM60 94V92L58 93ZM182 94V93H181ZM180 94V95H181ZM228 94V93H227ZM57 95V94H56ZM125 95H127V98L125 97ZM143 95V94H142ZM164 95V94H163ZM169 95V94H168ZM172 95V94H171ZM179 95V96H180ZM183 95V94H182ZM181 95V96H182ZM185 96L189 95V94H184ZM192 96V93L190 94ZM223 95V94H222ZM232 95V94H231ZM165 96V95H164ZM162 96V97H164ZM177 97V95H174ZM173 95L170 96L172 97L173 100H176L177 99L174 97ZM178 96V97H179ZM180 96V97H181ZM221 96V95H220ZM227 95L219 98L218 100H215L212 104H215V106H220V105H223L222 103L225 102L226 100V97ZM54 97L56 99H58V101L56 99H54ZM190 97V96H189ZM6 98V97H5ZM121 98H125L122 102H119V99ZM175 98V99H174ZM217 98V97H216ZM162 99V98H161ZM166 99V98H165ZM164 99V100H165ZM171 99V98H170ZM179 99V98H178ZM212 101H213V98H211ZM232 99V97H231ZM234 99V98H233ZM258 99V98H257ZM256 99V100H257ZM168 100V99H166ZM229 100V99H228ZM226 100V101H228ZM259 100V99H258ZM6 101V99H5ZM62 101V99H61ZM60 101V102H61ZM231 101V100H230ZM229 101V102H230ZM233 101V100H232ZM245 101V100H244ZM252 101V100H251ZM9 102V103H10ZM164 102V101H163ZM257 102V101H256ZM255 102V103H256ZM261 102V101H260ZM210 103V102H209ZM238 103V102H237ZM137 104V105H136ZM236 104V103H235ZM163 105V104H162ZM228 105V104H227ZM234 105V104H233ZM263 105V104H262ZM209 106V105H208ZM231 106V105H229ZM239 106V104L237 105ZM236 106V107H237ZM249 106V105H247ZM161 107V106H160ZM210 107V106H209ZM214 107V106H213ZM223 107V106H221ZM262 107V106H261ZM208 108V107H207ZM226 108V107H225ZM231 107L228 108V115H225L227 116V122L228 123H232L235 122H239L242 121V119H240L241 115H245V114H241L239 111V109H241V107L238 109L239 111H237L235 109L234 111V108L233 109H230ZM244 108V107H243ZM247 108V107H245ZM263 108V107H262ZM227 109V108H226ZM219 110V109H218ZM247 109H243V111H246ZM254 110V109H253ZM214 111V110H212ZM212 111H211V115H212ZM217 111V110H216ZM215 111V112H216ZM222 111V109H221ZM224 111V110H223ZM250 111V110H249ZM252 111V110H251ZM264 112V109L262 110ZM213 112V113H215ZM242 112V110H241ZM143 113V115H142ZM178 113V114H177ZM209 113H210V110H209ZM221 114H223V112H220ZM243 113V112H242ZM254 114V113H253ZM260 114V113H259ZM174 115V114H173ZM210 116V114H209ZM224 116V117H225ZM254 116V115H253ZM262 116V115H261ZM9 117V116H8ZM6 117V119L8 118ZM171 117H174V116H171ZM170 117V118H171ZM208 117V116H207ZM212 117V116H210ZM246 117V116H245ZM244 117V118H245ZM3 118V117H2ZM165 118V119H164ZM5 118L3 119H0V133H3L5 134V130L6 128H8L9 126H13V123L15 124L14 121H7ZM62 119H66L67 121H63ZM168 119L167 118V122H168ZM176 119V118H175ZM224 119V118H223ZM251 119V118H250ZM249 119V120H250ZM17 120V119H15ZM170 120V119H169ZM173 120V118H172ZM253 120V119H252ZM263 120V119H262ZM177 121V120H176ZM258 121V120H257ZM261 121V120H260ZM174 122V121H173ZM179 122L177 124H179ZM31 123V122H30ZM165 123V122H164ZM219 123V122H218ZM17 124V123H16ZM32 124V123H31ZM167 124V123H165ZM164 124V125H165ZM170 124V122H169ZM173 124V123H172ZM170 124V125H172ZM214 124V123H213ZM238 124V123H237ZM252 124V123H251ZM254 124V123H253ZM163 125V127H164ZM216 125V124H215ZM240 125V124H239ZM242 125V124H241ZM257 125V124H256ZM258 125H261V124H258ZM257 125V126H258ZM263 125V123H262ZM32 126V125H30ZM93 126V127H94ZM166 126V125H165ZM169 126V125H167ZM178 126V125H177ZM180 126V125H179ZM178 126V127H179ZM221 126V125H220ZM234 126V125H233ZM34 127V126H33ZM33 127L31 129H33ZM143 127H145L143 125ZM162 127V128H163ZM172 127V126H171ZM176 127V126H174ZM264 127V125L262 126ZM20 128V127H18ZM23 128V127H22ZM92 128V127H90ZM214 128V127H213ZM224 128V127H223ZM238 128V127H237ZM241 128V127H240ZM247 128V127H246ZM256 128V127H255ZM261 128V127H260ZM96 129V128H95ZM98 129V130H99ZM157 129V130H155ZM175 128H173V131H174ZM177 129V128H176ZM226 129V128H225ZM239 129V128H238ZM10 130V129H9ZM21 130V128H20ZM80 130V129H79ZM89 130V129H88ZM87 130V131H88ZM142 130V129H141ZM161 130V129H160ZM253 130V129H252ZM15 131V130H14ZM27 131V130H26ZM97 131V130H96ZM163 131V130H162ZM165 131V130H164ZM172 131V132H173ZM175 131H178L175 130ZM247 131H250V130H247ZM17 132V130L15 131ZM19 132V130H18ZM17 132V133H18ZM91 132V131H90ZM89 132V133H90ZM136 132V131H135ZM152 132V133H153ZM161 132V131H159ZM87 133V132H86ZM141 133V132H140ZM166 133H167V130H166ZM20 134H22L21 132L18 133V135L16 136H12L10 134L9 137L6 135V136H3L2 134L0 135L3 136L4 138V149H2V151L4 152V155H5V158L8 159V162L7 160L5 161V163L7 162L8 164L5 166L7 168V170L5 171H2L0 169V180L3 181L5 176L7 177V181H5V184L7 182V184L9 183L8 186L11 187L10 183L12 184V182L14 183V181L16 182V178L18 177L17 173L15 172L14 169H16L17 167L14 168V165H17L14 163V160L15 158H20L21 156V151H19L21 149V146L19 144V140H21V136ZM31 134V133H30ZM80 134V133H79ZM78 134V135H79ZM175 134V132H174ZM223 134V133H222ZM246 134V133H245ZM244 134V135H245ZM248 134V133H247ZM26 135V134H25ZM88 135V134H87ZM220 135V134H219ZM224 135V134H223ZM12 136V138H11ZM33 136V135H32ZM77 137V136H76ZM79 137V136H78ZM94 137H90V139L93 138L94 140ZM160 137V136H159ZM162 137V136H161ZM164 137V136H163ZM166 137V136H165ZM26 138V137H25ZM24 138V139H25ZM141 138V137H140ZM143 138V137H142ZM150 138V137H149ZM155 138V137H154ZM158 138V137H157ZM221 138V137H220ZM263 138V137H262ZM23 139V138H22ZM23 139V140H24ZM80 139V138H78ZM97 139V138H95ZM105 139V140H106ZM137 139V138H136ZM139 139V137H138ZM166 139V138H165ZM168 139V138H167ZM30 140V139H28ZM64 140V141H63ZM89 140V139H88ZM104 140V139H103ZM129 140V141H130ZM148 140V139H147ZM207 140V139H206ZM210 140H211V137H210ZM210 140H207L206 143H210ZM263 140V139H262ZM3 141V140H2ZM81 141V140H80ZM90 141V140H89ZM92 141V140H91ZM126 141V142H125ZM135 141V140H133ZM176 141V142H177ZM213 141V140H212ZM219 141H221V139H219ZM254 141V140H253ZM25 142V141H24ZM83 142V141H81ZM87 142V141H86ZM21 143L23 144V142L21 141ZM88 143V142H87ZM108 143V142H107ZM108 143V144H109ZM113 143V144H112ZM119 144V145H123V144ZM135 143V142H134ZM157 143V142H156ZM190 143V144H189ZM222 143V142H221ZM258 143V142H257ZM105 144V143H104ZM118 144V143H117ZM115 144V146L117 145ZM130 144V143H128ZM127 144V146H128ZM172 144V143H171ZM189 144V145H188ZM261 144V143H260ZM24 145V144H23ZM64 145V144H63ZM106 145V144H105ZM136 145L129 150L130 152H125V156H127V158H133V154L137 153L139 154V151L137 150L136 148ZM181 145V144H180ZM183 145V144H182ZM264 145V143H263ZM65 146H67V144H65ZM80 146V145H78ZM108 146V145H106ZM126 146V145H125ZM179 146V144H178ZM198 146V145H197ZM197 146H195L194 148H196ZM205 146V145H204ZM209 147V145H206ZM218 143L216 142H211L210 143V151L208 152V154L212 153L215 148H218ZM56 147V145H55ZM114 147V145H113ZM118 146H116L117 148ZM170 147V146H168ZM176 147V146H174ZM180 147V146H179ZM182 147V146H181ZM222 147V146H221ZM225 146H223L222 148H224ZM260 147V146H259ZM262 147V146H261ZM260 147V148H261ZM23 148V147H22ZM60 148H62L60 146ZM68 148V147H66ZM126 148V147H125ZM259 148V150H260ZM64 149V147H63ZM62 149V150H63ZM104 149V148H103ZM106 149V148H105ZM109 149V148H108ZM113 149V148H111ZM115 149V148H114ZM181 149V148H180ZM204 149V148H202ZM209 149V148H208ZM262 149V148H261ZM56 150V149H55ZM54 150V151H55ZM58 150V149H57ZM60 150V149H59ZM66 150V149H64ZM102 150V149H101ZM176 150V149H175ZM179 150V149H178ZM198 150V149H197ZM196 150V151H197ZM200 150V149H199ZM223 150V149H222ZM237 150V149H236ZM258 150V151H259ZM0 153V156L2 155V152ZM52 151V150H51ZM53 151V154L55 153ZM78 151V154L80 153V147L79 149H77ZM85 151V150H84ZM103 152L106 151V150H102ZM101 151V152H102ZM110 151V150H109ZM172 151V150H171ZM174 151V149H173ZM183 151V150H182ZM194 151V149H193ZM208 151V150H207ZM229 151V150H228ZM261 151V150H260ZM259 151V153H261ZM67 155L69 157H71L70 155V152L68 151L67 149ZM90 152V151H89ZM108 152V150H107ZM119 152V151H118ZM167 152V151H166ZM189 152V151H188ZM251 152V151H250ZM264 152V151H263ZM61 152H59L60 154ZM63 153V152H62ZM65 153V152H64ZM95 153V152H94ZM93 153V154H94ZM109 153V152H108ZM113 153V151H112ZM127 153V154H126ZM141 153V152H140ZM173 153V152H172ZM177 153V152H176ZM190 153V152H189ZM201 153V152H199ZM204 153V152H203ZM215 153V152H214ZM213 153V154H214ZM58 154V155H59ZM78 154L76 156H78ZM99 154V153H98ZM97 154V155H98ZM103 154V153H102ZM183 154V153H182ZM47 155V157H46ZM61 155V154H60ZM88 156L90 154H87ZM96 155V154H95ZM105 155V154H104ZM113 155V154H112ZM119 155V154H118ZM124 155L122 156L123 158ZM151 155V154H149ZM175 155V154H173ZM172 155V156H173ZM188 155V154H187ZM190 155V154H189ZM195 155V154H194ZM206 155H207V152H206ZM215 155V154H214ZM224 155V154H222ZM38 156V155H37ZM37 156H34L37 157ZM66 156V157H68ZM100 156V155H99ZM106 156V155H105ZM104 156V157H105ZM116 156V155H115ZM179 156V155H178ZM200 157V155H198ZM242 156V155H241ZM64 157V156H63ZM68 157L69 161H70V158ZM96 157V156H95ZM103 157V156H102ZM145 157V156H144ZM171 157V156H170ZM187 157V156H185ZM203 157V156H202ZM204 157H205V154H204ZM208 157V156H207ZM212 157V156H211ZM231 157V156H230ZM229 156L226 157L227 159L230 158ZM264 157V156H263ZM1 158H4L3 156ZM22 158V157H21ZM59 158V156H58ZM61 158V157H60ZM101 158V157H100ZM109 158V157H108ZM112 158V157H111ZM115 158V157H114ZM143 158V157H142ZM151 158V157H150ZM168 158V157H167ZM178 158V157H177ZM182 158V157H180ZM179 158V159H180ZM198 158V157H197ZM210 158V157H209ZM234 158V157H233ZM63 159V158H62ZM86 159V158H85ZM99 159V157H98ZM207 159V158H206ZM215 159V158H214ZM221 159V158H220ZM5 160V159H4ZM104 160V159H103ZM114 160V159H113ZM147 160V158H146ZM169 160V159H168ZM178 160V159H177ZM181 160H184L181 159ZM212 160V159H211ZM217 160V159H215ZM224 160V159H223ZM243 160V159H242ZM94 161V160H93ZM116 161V160H115ZM123 161V160H122ZM120 161V162H122ZM137 161V160H136ZM165 161H167L165 159ZM203 162L205 160H202ZM222 161V160H221ZM45 164L46 166L48 165L49 161L46 159L45 161ZM71 162V161H70ZM91 162V161H90ZM97 162V161H96ZM107 162V160H106ZM109 162V161H108ZM151 162V161H150ZM180 162V161H179ZM234 162V161H233ZM14 163V164H13ZM86 163V162H85ZM93 163V162H92ZM132 163V162H131ZM213 163V162H211ZM230 163V162H228ZM238 163V162H237ZM242 163V162H241ZM36 164V163H35ZM73 164V163H72ZM81 164V163H79ZM90 164V163H89ZM95 164V163H94ZM112 164V163H111ZM116 164V163H115ZM118 164V163H117ZM133 164V163H132ZM145 164V163H144ZM168 164V163H167ZM199 164V163H198ZM202 164V162L200 163ZM210 164V163H209ZM219 164V163H218ZM240 164V163H238ZM20 165V164H19ZM32 165V164H31ZM84 165V164H83ZM92 165V164H91ZM98 165V164H97ZM142 165V164H141ZM204 165V164H203ZM220 165H223V164H220ZM93 166V165H92ZM103 166V165H102ZM109 166V165H108ZM124 166V165H123ZM157 166V165H155ZM206 166V165H204ZM230 166V165H229ZM240 166H243V164L241 165H238L236 167H233L234 168V171H238L239 172V168ZM37 167V166H36ZM48 167V166H47ZM81 167V166H80ZM87 167V166H86ZM85 167V168H86ZM91 167V166H90ZM101 167V165H100ZM99 167V168H100ZM118 167V166H117ZM121 167V166H120ZM119 167V168H120ZM126 167V166H125ZM148 167V166H147ZM158 167V170L159 171H162L163 172V176H167V170L162 167V166H157ZM203 167V166H202ZM220 167V166H219ZM227 167V166H226ZM28 169L30 167H27ZM41 168V167H40ZM83 168V167H82ZM89 168V167H88ZM110 168V167H109ZM124 168V167H123ZM139 168V167H138ZM150 168V167H149ZM189 168V167H188ZM193 168V167H192ZM201 168V167H200ZM214 168V167H213ZM224 168V167H222ZM242 168V167H241ZM257 168V167H256ZM6 169V168H5ZM21 169V167H20ZM27 169V170H28ZM80 169V168H79ZM95 169V168H94ZM101 169V168H100ZM121 169V168H120ZM145 169V168H144ZM215 169V168H214ZM221 169V168H220ZM226 169V168H225ZM25 170V168H24ZM31 170V168L29 169ZM34 170V169H32ZM31 170V172H32ZM88 170V169H87ZM137 170V168H136ZM141 170V168H140ZM143 170V169H142ZM146 170V169H145ZM202 170V168L200 169ZM212 170V168L210 166H207L206 169H203L204 172L206 173H209L210 171ZM223 171V169H221ZM242 170V169H240ZM254 170V168H253ZM37 171V170H36ZM34 170L35 173H39V172H36ZM83 171V170H82ZM86 171V170H85ZM96 171V169H95ZM114 171V170H113ZM119 171V170H118ZM195 170H193L194 172ZM197 171V170H196ZM202 171V172H203ZM217 171V170H216ZM221 171V172H222ZM229 171V170H228ZM227 171V172H228ZM26 172V171H25ZM28 172V171H27ZM26 172V173H27ZM27 173L25 175L27 176H30V174H32V177H33V173ZM91 172V171H89ZM102 172V171H101ZM112 172V171H110ZM115 172V171H114ZM147 172V170H146ZM203 172V173H204ZM224 172V171H223ZM235 172V173H236ZM86 172H84L85 174ZM96 173V172H95ZM122 173V172H121ZM130 173V172H129ZM129 173H127L129 175ZM181 173V172H180ZM220 174V172L217 171V174ZM253 173V172H252ZM258 173V172H257ZM74 174H77V173H74ZM80 174V173H78ZM82 174V173H81ZM102 174V173H101ZM100 174V175H101ZM117 174V173H116ZM201 174V173H199ZM199 174H198V177H199ZM225 174V173H224ZM228 174H231V173H228ZM91 175V174H89ZM103 175V174H102ZM203 175V174H202ZM201 175V176H202ZM236 175H239L236 173ZM75 176V175H74ZM119 176V175H118ZM126 176V175H125ZM143 176V175H142ZM152 176V175H151ZM205 176V175H204ZM217 176V175H216ZM215 176V172L214 171H211L208 175V179L209 181H213L214 178H217ZM222 176V175H221ZM232 176V174H231ZM261 176V175H260ZM31 177V176H30ZM31 177V178H32ZM35 175H34V179H35ZM44 177V176H43ZM46 177V176H45ZM44 177V178H45ZM84 177V176H83ZM85 177L87 178V176L85 175ZM102 177V176H101ZM100 177V178H101ZM117 177V175H116ZM128 177V176H127ZM131 177V176H130ZM137 177V176H136ZM178 177V176H177ZM203 177V176H202ZM234 177V176H233ZM250 177V176H248ZM80 178H81V175H80ZM111 178V177H110ZM114 178V177H113ZM119 178V177H117ZM155 178V177H154ZM182 178V177H181ZM189 178V177H188ZM193 178H196L195 176ZM220 178V177H219ZM228 178V177H227ZM263 178V177H262ZM15 179V180H14ZM47 179V178H46ZM77 179H78V176H77ZM137 179V178H136ZM135 179V180H136ZM142 179V178H141ZM180 179V178H179ZM192 180V178H190ZM204 179V178H203ZM207 179V180H208ZM223 179V178H222ZM221 179V180H222ZM259 179V178H258ZM23 180V179H22ZM36 180V179H35ZM48 180V179H47ZM55 180V178L53 179ZM79 180V179H78ZM113 180V179H112ZM151 180V179H150ZM190 180V181H191ZM195 180V179H194ZM192 180V181H194ZM241 180V179H240ZM244 180V179H243ZM246 180V179H245ZM105 181V180H104ZM111 181V180H109ZM131 181V180H129ZM133 181V180H132ZM174 181V180H173ZM173 181L171 180V183H173ZM186 180H184V177L182 178V180L180 179V181H174L175 182V188H177L178 191H182V192H186V191H190V187L188 189V185L186 184L185 182ZM189 181V182H190ZM191 181V183H192ZM197 181V180H195ZM194 181V182H195ZM199 181H201L199 179ZM225 181V179H224ZM4 182V181H3ZM37 182V181H36ZM47 182V181H46ZM107 182H108V178H107ZM126 182V181H125ZM202 182V181H201ZM206 182V181H205ZM258 182V181H257ZM256 182V183H257ZM40 183V182H39ZM94 183V182H93ZM115 183V182H114ZM129 183H132V182H129ZM196 183V182H195ZM193 183V184H195ZM204 183V182H203ZM215 183V182H214ZM219 183V182H218ZM4 184V183H3ZM17 184V183H16ZM104 184V183H103ZM111 184V183H110ZM109 184V185H110ZM119 184V182L117 183ZM116 184V187H118ZM208 184V183H207ZM220 184V183H219ZM239 184V183H238ZM1 185V184H0ZM12 184V187H14ZM18 185V184H17ZM30 185V184H29ZM91 185V183H90ZM96 185V184H94ZM125 185V184H124ZM147 185V184H145ZM144 185V186H145ZM191 185V184H190ZM199 185V184H197ZM218 185V184H217ZM240 185H241V182H240ZM248 185V184H247ZM3 186V185H2ZM7 186V187H8ZM99 186V185H98ZM132 186V184H131ZM143 186V184L141 185ZM200 186V185H199ZM207 186V185H206ZM205 186V188H207ZM210 188H211V184L209 185ZM208 186V187H209ZM216 186V184L214 185V187ZM1 187V186H0ZM11 187V189H12ZM16 187V186H15ZM109 187V186H108ZM133 187V186H132ZM139 187V186H138ZM152 187V186H151ZM195 187H197L195 185ZM194 185H193V189L195 188ZM203 187V186H202ZM213 187V186H212ZM217 187V186H216ZM215 187V188H216ZM240 187V186H239ZM264 187V186H263ZM6 188V187H5ZM80 188V187H79ZM82 188V186H81ZM80 188V189H81ZM87 188V187H86ZM90 188V187H88ZM94 188V187H93ZM92 188V191L95 189ZM101 188V187H100ZM113 187H110V189H112ZM127 188V187H126ZM137 188V187H136ZM145 188V187H144ZM219 188V187H218ZM9 189V188H8ZM10 189V190H11ZM14 189V188H13ZM39 189L41 191H49L48 189V186L47 184H41V186H39ZM97 189V188H96ZM108 189V188H107ZM109 189V190H110ZM125 189V187H124ZM133 189V188H132ZM141 189H143L141 187ZM140 189V190H141ZM154 189V188H153ZM166 189V188H165ZM192 189V190H193ZM200 189V188H199ZM217 189V188H216ZM234 189V187H233ZM1 190V189H0ZM5 190V189H4ZM3 190V192H4ZM79 190V189H78ZM91 189H89L90 191ZM118 190V188H117ZM122 190V189H121ZM173 186L171 185L170 187H168V189H166V192L165 194H167L166 196V200H167V212L169 213V215H171L172 217L169 218V219H165V218H162L161 220L164 222L166 220V222L170 221V219H172V227L174 226L177 227L179 224H181V221L184 220L185 216H184V212L186 211V207H187V204H183V203H178L177 204V207L176 208H173L172 205L174 204V195H173ZM184 190V191H183ZM211 190V189H210ZM2 191V190H1ZM52 191V189L50 190ZM88 191V190H87ZM88 191V192H89ZM98 192V190H96ZM95 191V192H96ZM101 191V190H100ZM124 191V190H123ZM127 191V190H126ZM136 191V190H135ZM151 191V190H149ZM176 191V190H175ZM196 191V190H195ZM194 191V193H195ZM202 191V189H201ZM241 191V190H240ZM13 192V191H12ZM91 192V191H90ZM94 192V191H93ZM102 192V191H101ZM106 192V191H105ZM116 192V191H115ZM121 192V191H120ZM141 192V191H140ZM168 192V193H167ZM192 192V191H190ZM190 192H186V193H189ZM198 192V191H197ZM196 192V193H197ZM206 192V191H205ZM49 193V192H48ZM74 193V192H73ZM82 193V191H81ZM86 193V192H85ZM104 193V192H103ZM110 193V192H109ZM118 193V192H117ZM134 193V192H133ZM133 193L131 195H133ZM143 193V192H142ZM141 193V194H142ZM179 193V192H178ZM185 193V194H186ZM199 193V192H198ZM204 193V192H203ZM239 193V192H238ZM242 193V192H241ZM11 194V192H10ZM52 194V193H51ZM88 194V193H86ZM96 194V193H94ZM107 194V193H106ZM114 194V193H113ZM119 194V193H118ZM137 194V193H136ZM155 194V193H154ZM217 194V193H216ZM224 194V193H223ZM233 194V193H232ZM244 194V193H243ZM3 195V194H1ZM5 195V194H4ZM38 195V194H37ZM85 195V194H84ZM92 195V194H91ZM97 195V194H96ZM101 195V194H100ZM116 195V194H114ZM123 195V194H122ZM153 195V194H152ZM177 195V194H176ZM180 195V194H179ZM187 195V194H186ZM205 195V194H204ZM235 195V194H234ZM52 196V195H51ZM105 196V195H104ZM113 196V195H112ZM121 196V195H120ZM134 196V195H133ZM132 196V197H133ZM182 196V195H180ZM184 196V195H183ZM182 196V197H183ZM219 196V195H218ZM240 196V194L238 195ZM242 196V195H241ZM3 197V196H2ZM1 197V199H2ZM13 197V195H12ZM12 197H9V198H12ZM47 197V196H46ZM81 197V196H80ZM115 197V196H114ZM124 197V195H123ZM152 197V196H151ZM186 197V196H185ZM211 197V196H210ZM209 197V198H210ZM214 197V196H213ZM221 197V196H220ZM5 198V197H4ZM99 198V197H98ZM107 198V197H105ZM118 198V196H117ZM128 197H126L127 199ZM193 199V196L190 197ZM195 198V197H194ZM199 198V197H198ZM73 199V198H72ZM82 199V198H81ZM104 199V198H103ZM133 199V198H132ZM135 199V198H134ZM190 199L189 200V197L186 199V200H189L188 201V205L191 204L193 202V200ZM202 199V197H201ZM222 199V198H221ZM235 199V198H234ZM238 199V198H237ZM3 200V199H2ZM51 200V199H50ZM76 200H78L76 198ZM94 200V199H93ZM124 200V198H123ZM197 200V199H196ZM209 200V199H208ZM225 200V199H224ZM49 201V200H48ZM80 201V200H79ZM82 201V200H81ZM80 201V202H81ZM108 201V200H107ZM226 201V200H225ZM71 202V201H70ZM69 202V203H70ZM76 202V201H75ZM79 202V203H80ZM85 202V201H83ZM120 202V201H119ZM123 202V201H122ZM128 202V201H127ZM130 202V201H129ZM187 202V201H186ZM198 203H200V201H197ZM228 202V201H227ZM263 202V201H262ZM9 203V202H8ZM86 203H89L86 202ZM85 203V204H86ZM91 203V202H90ZM176 203V202H175ZM211 203V202H210ZM230 203V202H229ZM229 203H225V202H220V200H217L216 202L214 203H211V204H208L207 205V208L205 209L204 208V211L202 210V212L200 213V216L199 218L201 220L200 221V224L201 228H195V225L193 227V225H191L189 228H193V230H191V239L189 240V237L186 236V239H183V236L180 237V239H171V241H175V246L173 247V245L171 246L173 251L174 252H178V253H182V252H186L187 255H189V253L193 250V251H201L203 253V257H201V254L199 257L201 258H206V255H210L212 256L213 259H217V256H222L221 253L224 252L226 249H228V247H231L233 248V250H235V246H231V245H227L224 242H221L219 244V246L217 248H215L213 251H210V249L207 248V244L205 241H207V238L208 237H205L206 235L208 234H211L208 232H205V225H209V223L213 220L215 222L216 221H219V218L220 219H223V218H226L225 215L226 213L228 212V210L230 209V204ZM2 204V203H0ZM48 204V203H47ZM55 204V203H54ZM76 205V203H74ZM73 204V205H74ZM124 204V202H123ZM126 204V202H125ZM141 204V203H140ZM194 204V203H193ZM191 204V205H193ZM197 204V203H196ZM194 204L193 207L196 205ZM50 205V204H48ZM68 205V204H67ZM70 205V204H69ZM84 205V204H83ZM94 205H97V204H94ZM121 205V204H120ZM66 206V205H65ZM81 206V205H80ZM104 206V205H103ZM119 206V205H118ZM50 207V206H49ZM76 207V206H75ZM85 207V206H84ZM94 207V206H93ZM93 207H91L93 209ZM99 207V206H98ZM121 207V206H120ZM124 207V206H122ZM136 207H137V204H136ZM192 207V208H193ZM3 208V207H2ZM51 208V207H50ZM145 208V207H144ZM191 208V209H192ZM245 208V207H244ZM61 209V208H60ZM85 209V208H83ZM100 209V208H98ZM124 209V208H123ZM176 209V210H175ZM234 209V208H233ZM255 209V208H254ZM65 210V209H64ZM88 210H89V207H88ZM122 210V209H121ZM140 210V209H139ZM173 210L174 211V214H173ZM244 210V209H243ZM253 211V209H251ZM259 210V209H258ZM7 211V210H6ZM66 211V210H65ZM71 211V210H70ZM81 211V209H80ZM101 211V210H99ZM131 211V209H130ZM133 211V210H132ZM135 211V210H134ZM141 211V210H140ZM143 211V210H142ZM251 211V213H252ZM79 212V211H78ZM87 212V210H86ZM90 212V211H89ZM93 212V211H92ZM102 212V211H101ZM138 212V211H137ZM240 212V211H239ZM3 215L5 212H2ZM95 213V212H94ZM97 213V212H96ZM95 213V214H96ZM128 213V211H127ZM196 213V212H195ZM245 213V212H244ZM250 213V214H251ZM39 214H41L39 212ZM71 214V213H70ZM77 214V213H76ZM94 214V215H95ZM109 214V213H108ZM142 214V213H141ZM230 214V213H229ZM228 214V215H229ZM238 214V213H237ZM240 214V213H239ZM1 215V214H0ZM61 215V214H59ZM57 214V216H59ZM92 215V214H91ZM111 215V214H110ZM114 215V214H113ZM116 215V214H115ZM119 215V213H118ZM117 215V216H118ZM128 215V214H127ZM130 215V214H129ZM135 215V214H134ZM234 215V214H233ZM249 215V214H248ZM259 215V214H258ZM86 216V215H85ZM138 216V215H137ZM148 216V215H147ZM246 216V215H245ZM3 217V216H2ZM9 217V216H8ZM84 217V216H83ZM97 217V216H96ZM100 217V216H99ZM98 217V218H99ZM116 216H114V219H115ZM134 217V216H133ZM241 217V216H240ZM243 217V216H242ZM1 218V217H0ZM72 218V217H71ZM97 218V219H98ZM228 218V217H227ZM236 218V217H235ZM234 218V220H235ZM2 219V218H1ZM8 219V218H7ZM10 219V218H9ZM8 219V220H9ZM70 219V218H69ZM90 218L88 217V220ZM96 219V218H95ZM94 219V220H95ZM101 218H99V221H100ZM146 219V218H145ZM230 219V218H229ZM239 219V218H238ZM253 219V218H252ZM66 220V219H65ZM64 220V221H65ZM85 220V219H84ZM91 220V219H90ZM105 220V219H103ZM10 221V220H9ZM9 221L7 223H9ZM49 221H52L49 219ZM59 221V220H58ZM70 221V220H68ZM66 221V222H68ZM82 221V220H81ZM114 221V220H113ZM121 221V219H120ZM147 220H145L146 222ZM189 221V220H188ZM198 221V220H197ZM223 222H225V220H222ZM248 221V220H247ZM257 221V219H256ZM264 221V220H263ZM75 222V221H74ZM89 222V221H88ZM94 222V221H93ZM126 222V221H124ZM160 222V221H159ZM229 222V221H228ZM227 222V223H228ZM260 222V220H259ZM6 223V225H8ZM64 223V222H63ZM87 223V222H86ZM101 223V222H100ZM98 223V224H100ZM111 223H114V222H111ZM216 224L218 222H215ZM245 223V222H244ZM262 223V222H261ZM79 224V223H78ZM83 224V223H82ZM85 224V223H84ZM118 224V223H117ZM120 224V223H119ZM140 224V223H139ZM146 224V223H145ZM188 224V223H187ZM199 224V222H198ZM224 223H218L217 226L220 228L223 226ZM230 224V223H229ZM237 224V223H236ZM242 224V223H241ZM248 224V223H247ZM259 224V223H258ZM67 225V224H66ZM91 225V224H90ZM142 225V224H141ZM211 225V224H210ZM240 225V224H239ZM243 225V224H242ZM251 225V224H250ZM52 226V225H51ZM58 227V225H56ZM65 226V225H63ZM76 226V225H75ZM73 226V227H75ZM84 226V225H83ZM101 226V224H100ZM106 226V225H105ZM128 226V225H127ZM144 226V225H143ZM200 226V225H199ZM225 226V225H224ZM233 226V225H232ZM237 226V225H236ZM235 226V227H236ZM246 226V225H245ZM60 227V226H59ZM79 227V226H78ZM81 227V226H80ZM85 227V226H84ZM87 227V226H86ZM119 227V226H118ZM121 227V226H120ZM123 227V226H122ZM130 227V226H129ZM208 227V226H207ZM206 227V228H207ZM214 227V226H212ZM234 227V226H233ZM244 227V226H243ZM242 227V228H243ZM257 227V226H256ZM88 228V227H87ZM112 228V227H111ZM132 228V227H131ZM138 228V227H137ZM145 228V227H144ZM170 228V227H169ZM173 228V229H174ZM191 228V229H192ZM258 228V227H257ZM8 229V228H7ZM79 229V228H78ZM82 229V228H81ZM93 229V228H92ZM116 229V228H115ZM125 229V228H124ZM129 229V228H128ZM216 229V228H215ZM225 229V228H224ZM240 229V228H239ZM255 229V228H254ZM57 230V229H56ZM55 230V231H56ZM60 230V228H59ZM58 230V231H59ZM76 230V228H75ZM86 230V229H85ZM120 230V229H119ZM118 230V231H119ZM140 230V229H139ZM178 230V229H177ZM237 230V228H236ZM72 231V230H71ZM83 231V229H82ZM99 231V230H98ZM111 231H114V230H111ZM138 231V230H137ZM136 231V232H137ZM145 231V230H144ZM176 231V230H175ZM215 231V230H214ZM213 231V232H214ZM220 231V229H219ZM239 231V230H237ZM63 232V231H62ZM70 232V231H69ZM76 232V231H75ZM81 232V231H80ZM86 232H89L86 230ZM128 232V231H127ZM126 232V233H127ZM135 232V231H134ZM140 232V231H139ZM138 232V233H139ZM224 233V230L221 231V233ZM232 232V231H231ZM10 234V232H8ZM55 233L58 234V232L56 231ZM91 233V232H90ZM93 233V232H92ZM109 233V232H108ZM115 233V232H113ZM132 233V232H131ZM145 233H148V232H145ZM156 233V232H155ZM216 233V232H215ZM61 234V233H60ZM75 234V233H74ZM104 234V232H103ZM118 234V232H117ZM121 234V233H120ZM134 234V233H132ZM234 234V233H233ZM246 234V233H245ZM244 234V235H245ZM64 235V234H63ZM69 235V234H68ZM76 235V234H75ZM81 235V234H80ZM87 235V234H86ZM91 235V234H90ZM93 235V234H92ZM106 235V234H104ZM137 235V234H135ZM241 235V234H240ZM251 235V234H250ZM256 235V234H255ZM145 236V235H144ZM210 236V235H209ZM214 236V235H213ZM64 237V236H63ZM68 237V236H67ZM71 237V236H70ZM74 237V236H72ZM82 237V236H81ZM93 237V236H92ZM109 237V236H108ZM107 237V238H108ZM138 237V236H137ZM136 237V239H137ZM239 237V236H238ZM263 237V236H262ZM53 238V236H52ZM101 238V237H100ZM105 238V237H104ZM127 238V237H126ZM135 238V237H134ZM139 238V237H138ZM247 238V237H246ZM264 238V237H263ZM55 239V238H53ZM76 239V238H75ZM83 239H85L83 237ZM110 239V238H109ZM108 239V240H109ZM132 239V238H131ZM209 239V238H208ZM214 239V238H213ZM236 239V238H235ZM253 239V238H252ZM259 240H262V238L260 239L259 237L257 238ZM74 240V239H72ZM99 240V238H98ZM111 240V239H110ZM113 240V239H112ZM149 240V239H148ZM155 240V239H154ZM212 240V239H211ZM52 241V240H51ZM64 241V240H63ZM77 241V240H75ZM80 241V239L78 240ZM95 241V240H94ZM107 241V240H106ZM127 241V240H126ZM141 241V239H140ZM153 241V240H152ZM210 241V240H209ZM227 241V240H226ZM229 241V239H228ZM85 242V241H84ZM91 242V241H89ZM97 242V241H96ZM133 242V241H132ZM138 242V241H137ZM165 242V241H164ZM220 242V241H219ZM72 243V242H71ZM103 243V241H102ZM105 243V241H104ZM110 243V241L108 242ZM107 243V244H108ZM113 243V242H112ZM136 243V241H135ZM260 244L263 243V241H260L259 242ZM74 244V243H73ZM85 244V243H83ZM88 244V243H87ZM127 244V243H126ZM244 244V243H243ZM248 244V243H247ZM69 245V244H68ZM97 245V244H96ZM109 245V244H108ZM112 246V244H110ZM134 245V244H133ZM136 245V244H135ZM234 245V244H233ZM70 246V245H69ZM99 246V245H98ZM128 246V245H127ZM217 246V244H216ZM264 246V245H263ZM63 247V246H62ZM85 247V246H84ZM90 247V246H89ZM95 247V246H94ZM100 247V246H99ZM98 247V248H99ZM134 247V246H132ZM168 247V246H167ZM238 247V245H236V248ZM245 247V246H244ZM243 247V248H244ZM87 248V247H86ZM85 248V249H86ZM97 248V247H96ZM122 248V247H121ZM129 248V247H128ZM241 248V247H240ZM239 248V249H240ZM247 248V247H246ZM115 249V247H114ZM120 249V248H119ZM135 249V247H134ZM171 249V250H172ZM212 249V248H211ZM100 250V249H98ZM106 250V249H105ZM125 250V249H124ZM254 250V249H253ZM119 251V250H118ZM236 251V250H235ZM262 251V250H261ZM88 252V251H87ZM129 252V251H128ZM134 252V251H133ZM132 252V253H133ZM238 252V251H237ZM242 252H245V253H240L238 252L237 254V257L235 259H237L238 263H242L244 260H246L247 257H251L250 255L253 256L252 254V251H248V250H245V251H242ZM256 252V251H255ZM66 253V252H65ZM94 253V252H93ZM96 253V252H95ZM114 254V253H113ZM129 254V253H128ZM136 254V253H135ZM235 254V253H234ZM57 256V255H56ZM88 256V255H87ZM190 256V255H189ZM192 256V254H191ZM196 256V255H195ZM198 256V255H197ZM62 257V256H61ZM83 257V256H82ZM109 257V256H108ZM224 257H227L224 255ZM254 257V256H253ZM24 258V257H23ZM60 258V257H59ZM209 258V257H208ZM96 259V258H95ZM99 259V258H98ZM105 259V258H104ZM219 259V258H218ZM234 259V258H233ZM48 260V259H47ZM56 260V259H55ZM58 260V259H57ZM63 260V259H62ZM61 260V262H62ZM103 260V259H101ZM107 260V259H106ZM190 260V259H189ZM188 260V261H189ZM196 260V259H195ZM208 259H206L207 261ZM221 260V258H220ZM228 259H225L223 260L221 263L222 264H225L226 261ZM115 261V260H114ZM117 261V260H116ZM203 261V259H202ZM210 261V260H209ZM235 260H233L234 262ZM60 262V261H59ZM105 262V261H104ZM205 262V261H204ZM218 262V261H217ZM229 262V261H228ZM227 262V263H228ZM33 261H32V258L31 256H29L28 258L24 259L21 261V264H32ZM91 263V262H90ZM116 263V262H115ZM114 263V264H115ZM210 263V262H209ZM226 263V264H227ZM246 263V262H245ZM60 264V263H59ZM104 264V263H103ZM113 264V263H112ZM128 264V263H127ZM232 264V262H231ZM237 264V263H236ZM253 264V263H252ZM260 264H264V261H262Z\"/></svg>",
	"mask_w": 264,
	"mask_h": 264
}]
</instances>
